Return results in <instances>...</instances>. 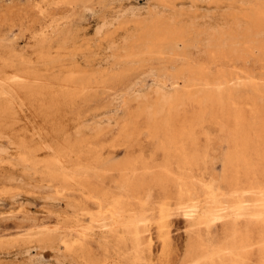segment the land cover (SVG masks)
Returning a JSON list of instances; mask_svg holds the SVG:
<instances>
[{
  "label": "bare ground",
  "instance_id": "bare-ground-1",
  "mask_svg": "<svg viewBox=\"0 0 264 264\" xmlns=\"http://www.w3.org/2000/svg\"><path fill=\"white\" fill-rule=\"evenodd\" d=\"M239 8L214 25H201L193 17L186 22V14L167 2L160 9L133 3L114 19L95 9L92 22L75 32L50 35L34 58L19 55L17 63L0 55V195L8 194L14 204L31 188L41 193L55 188L40 201L58 220L42 226L25 215L22 223L28 226L20 237H0V264H143L154 223L162 251L171 246L174 216L187 217L189 223L180 264H264V119H258L259 101L264 99V0ZM193 49L203 50L207 66L255 63L263 75L249 68L211 75L205 67L188 65ZM146 54L152 59L171 56L173 70L184 64L174 77L183 81V91L156 100L151 94L138 96V107L130 115L134 123L120 135L126 157L103 160L87 149L85 126L77 125L73 133L58 117L64 104L88 100L89 94L122 78ZM240 83L248 90L243 92L251 101L254 120L231 109L234 116L228 120L233 119L234 126L228 127V139L224 135L229 142L221 163L229 183L223 187L200 172L209 157L207 146L200 145L202 103L209 101L221 110L229 102L236 105L243 94L233 87ZM198 86L207 93L198 96L194 90L183 95ZM185 101L198 104L200 110L193 120L184 114L178 124L172 113ZM140 119L146 120L145 132L153 142L149 153L134 144L141 132L134 124ZM108 175L119 187L117 193L105 188ZM88 202L95 212L87 209ZM59 205L64 210L57 209ZM4 257L9 261L3 263L8 260Z\"/></svg>",
  "mask_w": 264,
  "mask_h": 264
},
{
  "label": "rangeland",
  "instance_id": "rangeland-1",
  "mask_svg": "<svg viewBox=\"0 0 264 264\" xmlns=\"http://www.w3.org/2000/svg\"><path fill=\"white\" fill-rule=\"evenodd\" d=\"M250 1L252 0H0V55L5 54L9 57V59L14 60L17 63H20L21 61L19 55L27 59H30L31 57L34 58V55L35 53H37V51L47 46L46 41L50 35H59L62 33L65 34L71 30H74L75 32L76 30H79L85 25H88L90 22H92V11L95 9H98L97 12H101L103 15L106 14L105 16L109 19H114V17H118L121 11L125 10L133 3H140L142 5L148 4V6H153L154 8H157L158 6V8L160 9V5L167 2L169 5L174 7L176 11L178 10L179 12L186 14V17L183 16L186 22L188 19V21H190V17H193L195 18V20L197 19L196 21L201 25L207 24V22L208 24L214 25L217 22H221L222 16L224 17L228 14V12H231L233 10H240L239 7L242 4L247 5ZM100 6L102 7L100 8ZM103 6L106 9H104ZM102 10L106 11L103 12ZM166 13H168V10H166ZM212 22L214 23L212 24ZM199 50L200 49L192 50V52L190 53L191 63L188 65L195 68L205 67L203 70H207L209 73H212L211 75L217 76L221 72V70L225 72L231 69L230 71L233 70L234 72H243L244 70L247 71L248 68L249 70L253 69L252 72L253 74L255 73V75L257 74L256 76H260L261 73V75H263L260 64L255 63H249L248 67L239 64L237 68L223 67L220 65L207 66L205 53L203 54V50L201 51L202 53ZM127 54H130V52H127ZM139 57L142 59L138 63L139 65L137 64L136 67L132 68V70H129L119 80H109L106 88L98 89L99 92L96 89L97 93L94 92V94H89L87 98L88 100L80 98L79 100H75L73 102H70L69 104H64L66 107H64L63 109L61 106L62 112L60 113L61 116L58 117V122L62 123L63 125H67L66 127L68 129H71L73 133L77 125L85 126L87 130L86 132H84V138L87 139V149L91 150V154L98 155L103 160L114 159L118 161L119 159L123 158L124 154H126L124 153V148L121 147L120 135L123 132V129H125L129 124V122L134 123V119L131 118L130 115L132 112H135L138 107L139 101L136 100L138 96L142 94H151V98L153 100H156L161 97L162 94L169 93L174 95L177 92L183 91V81L176 80L174 79V77L176 75L175 71L176 73L181 72L182 69L185 68L184 64H178L177 69L174 68L173 70L171 65L174 60L169 55L165 54L163 56H160L161 59H152L151 55L149 54ZM143 58L145 59L143 60ZM157 61H159L160 63H158ZM175 82H179L177 84L178 86L173 85ZM231 86L233 87V85ZM245 87L246 85L241 83L240 85H234L233 88L238 92V94H243L240 99L241 101L237 99L236 105H233L231 102H229L226 105L225 109L221 110L218 105L213 106V104L209 101L204 100L202 103L204 107V110L202 111L203 117L201 124H199L200 129H198L201 133L200 137L202 133L205 134L208 132L209 134L207 133L205 135H207V137L208 135H210L208 137L210 138V140L206 139V136L204 134V137L202 135L200 140H208L207 143L211 144H205L206 142H204L203 140L202 142L200 141L201 147L205 149V146H207V150L210 151H207V155H209V157H207L206 163L203 166L201 165L200 172L203 174L205 180L209 181L212 179V181H215L214 185H221L224 187L227 183H229L226 177L223 175L221 164L224 160L223 158L226 154V150L228 149V144L226 143L228 139V132L231 133L230 129H232L234 126V122L232 123L233 119H230L231 121L228 120V116H232L230 114H233V111H235V113L242 111L246 116V120L251 122L252 118L254 120V117H252L254 114H251L253 109V107L250 106L251 101H248V103L245 99L246 96H244V92L248 91L247 89L245 90ZM194 90L198 96L207 93V91H204L206 90L204 89V87L198 86V89L195 88L191 90L193 92L186 91L183 95L185 96L189 93L193 94ZM259 102V107H262H260V114L258 115V119L262 118L261 120H263L264 99H260ZM243 105L245 107H243ZM246 105H248L247 108ZM240 106L242 108L241 110ZM198 107V104L196 105L195 103H189L185 101L183 102V104H181V107H177L175 109L172 115L174 119L176 118L178 124L181 123L180 120L183 119L184 114L188 116L189 120H193L200 110V107ZM231 109H233V111ZM128 116L130 117V119ZM189 116L191 119L189 118ZM210 117L212 118L213 123L212 121H209L208 118ZM217 117H220V121L219 118L217 120ZM224 118H227L228 125L225 124L227 121L226 119L224 121ZM215 119L218 122H216ZM229 122H231L232 124H229ZM136 123L137 124H134V126L138 125L137 129L141 132H144H140L138 137L136 139L134 138V141L136 140L134 144L136 146L140 145L139 148H142V146L146 147V150L148 151L147 153H149L150 147L152 146L153 142H151V139L148 137V135H146L145 132L147 128L146 120L140 119ZM224 129H226L225 132L227 131V133H224ZM89 133H92L93 135H90ZM95 134L96 136H94ZM224 135L227 139L224 137ZM88 136L94 141L89 139ZM138 138L140 139V141H138ZM90 141L94 144H91ZM88 143H90L91 146ZM225 143L227 144V146L225 145ZM208 146H211V149L208 148ZM101 156L104 158H102ZM92 157L91 159H93ZM125 157L126 155H124V158ZM157 158L160 159L161 156L158 155ZM112 174L114 177L115 173L113 172ZM108 176L109 177H106L104 181V186L106 182L108 184H106L105 188H108L111 191L117 193L119 191V187H116V183L113 181L112 175ZM226 176L229 177L230 172L228 173V175L226 174ZM110 177L111 180H109ZM222 179L224 181H222ZM110 181H112L113 185ZM31 189L34 190H31L28 194H23L14 204L10 203V196L8 194L0 195V237L2 235L12 238L20 237L22 232L25 231V227L28 226V224L22 223L24 216L28 214L36 218V223L38 225L49 226L57 224V218H55L54 215L48 213L47 207L40 201V197L42 195L52 194L57 189L52 188V192L51 190H48L42 193L39 189ZM86 207L91 212L96 211L95 206H93L89 202L86 203ZM57 209L64 210V207L59 205ZM186 220L187 217L184 216H174L173 218H171V221H173V223L171 222L170 230L173 238L171 246L165 251H162V247L160 245L161 241H158L160 240L158 239V234L156 233V231L158 230V224L154 223V225H152L151 227L150 239L152 242L150 241V250H146L143 252L142 263L180 264L183 255V245L185 244V241L187 239L186 226L189 223L187 224ZM83 221L88 222V218H83ZM20 226L22 227L20 228ZM94 244L93 249H96L97 244ZM101 255L102 253L98 254V257L102 258L103 255ZM44 257L48 260L50 258V255L46 253ZM4 258L8 259V257ZM8 261L9 259L3 261V263Z\"/></svg>",
  "mask_w": 264,
  "mask_h": 264
}]
</instances>
